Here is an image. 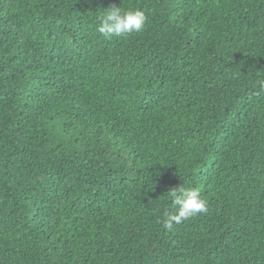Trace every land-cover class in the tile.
Masks as SVG:
<instances>
[{
	"label": "trees",
	"instance_id": "obj_1",
	"mask_svg": "<svg viewBox=\"0 0 264 264\" xmlns=\"http://www.w3.org/2000/svg\"><path fill=\"white\" fill-rule=\"evenodd\" d=\"M262 83L264 0H0V264H264Z\"/></svg>",
	"mask_w": 264,
	"mask_h": 264
},
{
	"label": "clouds",
	"instance_id": "obj_2",
	"mask_svg": "<svg viewBox=\"0 0 264 264\" xmlns=\"http://www.w3.org/2000/svg\"><path fill=\"white\" fill-rule=\"evenodd\" d=\"M146 16L139 10H122L120 6H112L101 17L99 32L105 37L119 36L124 33H139L146 24ZM264 88V83L260 85ZM176 205V211L170 213L167 222L171 225L181 223L199 213L207 211V204L201 198V190L198 187H179L169 191Z\"/></svg>",
	"mask_w": 264,
	"mask_h": 264
}]
</instances>
